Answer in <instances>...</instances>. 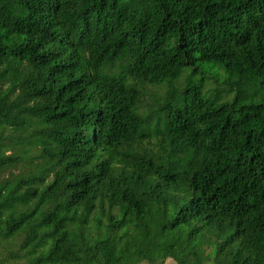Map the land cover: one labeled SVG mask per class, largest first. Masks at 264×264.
<instances>
[{
  "label": "trees",
  "instance_id": "1",
  "mask_svg": "<svg viewBox=\"0 0 264 264\" xmlns=\"http://www.w3.org/2000/svg\"><path fill=\"white\" fill-rule=\"evenodd\" d=\"M169 259L264 264V0H0V264Z\"/></svg>",
  "mask_w": 264,
  "mask_h": 264
},
{
  "label": "rangeland",
  "instance_id": "2",
  "mask_svg": "<svg viewBox=\"0 0 264 264\" xmlns=\"http://www.w3.org/2000/svg\"><path fill=\"white\" fill-rule=\"evenodd\" d=\"M209 75L212 76L214 79H209V81L207 82V86H206V90H208L209 92H212L214 89H219L224 91L225 93V81L227 74L225 72V70L223 68H221L220 66H217V68H211L209 69ZM222 81V82H218V81ZM159 92L163 93V89H158ZM208 92V93H209ZM231 95L229 93H226V97H230ZM168 264H173L174 261L169 259Z\"/></svg>",
  "mask_w": 264,
  "mask_h": 264
}]
</instances>
